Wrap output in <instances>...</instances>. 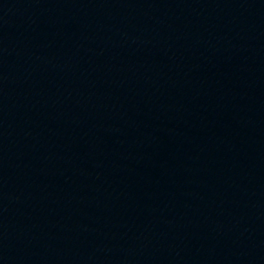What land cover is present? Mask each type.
Listing matches in <instances>:
<instances>
[{
    "label": "water",
    "instance_id": "water-1",
    "mask_svg": "<svg viewBox=\"0 0 264 264\" xmlns=\"http://www.w3.org/2000/svg\"><path fill=\"white\" fill-rule=\"evenodd\" d=\"M0 264H264V0H0Z\"/></svg>",
    "mask_w": 264,
    "mask_h": 264
}]
</instances>
